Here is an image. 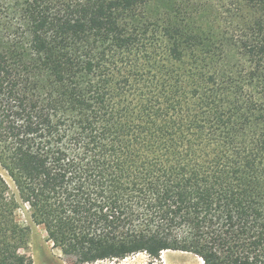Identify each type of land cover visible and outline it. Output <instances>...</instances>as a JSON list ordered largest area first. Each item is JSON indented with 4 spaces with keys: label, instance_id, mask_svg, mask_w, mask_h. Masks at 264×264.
<instances>
[{
    "label": "trees",
    "instance_id": "trees-1",
    "mask_svg": "<svg viewBox=\"0 0 264 264\" xmlns=\"http://www.w3.org/2000/svg\"><path fill=\"white\" fill-rule=\"evenodd\" d=\"M0 168V264H264V0H0Z\"/></svg>",
    "mask_w": 264,
    "mask_h": 264
},
{
    "label": "rangeland",
    "instance_id": "rangeland-1",
    "mask_svg": "<svg viewBox=\"0 0 264 264\" xmlns=\"http://www.w3.org/2000/svg\"><path fill=\"white\" fill-rule=\"evenodd\" d=\"M0 176L8 186V194L10 196L16 195L12 181L1 168ZM14 216L19 226L28 229L27 245L20 251V255L30 261L31 264H70L62 256L59 248L54 247L52 242L48 240L44 228L31 221L30 212L26 205L19 202ZM93 264H203V261L190 253L165 251L161 253L158 259H151L146 254L140 253L123 260H106Z\"/></svg>",
    "mask_w": 264,
    "mask_h": 264
}]
</instances>
